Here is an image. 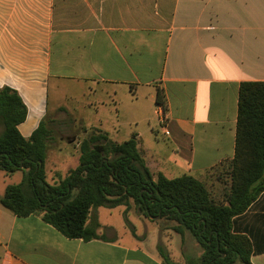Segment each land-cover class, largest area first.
<instances>
[{"label": "crops", "instance_id": "0c3cea01", "mask_svg": "<svg viewBox=\"0 0 264 264\" xmlns=\"http://www.w3.org/2000/svg\"><path fill=\"white\" fill-rule=\"evenodd\" d=\"M63 81L82 89L83 108L97 111L101 93L113 130L95 131L115 143L136 138L154 176L203 181L235 156L241 83L264 81V0H0V88L27 107L24 138L65 110L49 112L50 84ZM74 94L75 124L83 118ZM124 125L137 131L123 136ZM99 231L106 241L69 239L41 216L18 217L0 204V264H165L158 248ZM233 232L251 241L252 264H264V193Z\"/></svg>", "mask_w": 264, "mask_h": 264}, {"label": "trees", "instance_id": "16d2710c", "mask_svg": "<svg viewBox=\"0 0 264 264\" xmlns=\"http://www.w3.org/2000/svg\"><path fill=\"white\" fill-rule=\"evenodd\" d=\"M157 103L164 105L160 93ZM26 117L19 93L0 88V171L23 173L22 182L0 196V204L15 216L39 215L69 239L106 241L93 209L134 208L182 239L189 233L203 249L200 264H252V243L233 232V221L264 193V81L240 85L235 156L222 164L215 190L191 175L154 176L136 138L115 143L99 131L79 142L78 166L67 175L54 172L50 181L46 162L52 131L46 121L24 138L18 126ZM158 250L165 264H176L170 252Z\"/></svg>", "mask_w": 264, "mask_h": 264}, {"label": "rangeland", "instance_id": "374dc122", "mask_svg": "<svg viewBox=\"0 0 264 264\" xmlns=\"http://www.w3.org/2000/svg\"><path fill=\"white\" fill-rule=\"evenodd\" d=\"M73 92L75 93L74 98L78 102L77 105L82 104L78 108V113L80 118H83V122H76L75 124L72 118ZM50 97L49 112L51 114L60 106H64L65 108V112L63 111L52 116L54 117L53 123H48L54 142L51 145L46 166L50 177H53L56 171H60L62 175H67L71 169H74L79 164L77 155L75 158L73 157V145L76 147L77 144L68 143L67 140L75 138V143H78L86 136L85 132L90 134V132L97 129L111 132L113 129L110 124L111 121L104 119L107 112L101 109V93L95 98L98 101L99 109L97 108V111L83 108V103L86 100L82 97V89L73 87V84L69 82L63 81L61 85H58L57 82H51ZM100 121L104 122L103 127L100 126ZM144 129L146 127L143 125L138 127L140 131ZM131 131H137L136 127L124 125L121 128L123 136L129 134ZM220 171L221 168L219 170H212L203 179V182L206 183L210 190L216 189L218 185V173ZM22 180V172L7 176L3 171H0V196H3L9 185H18ZM138 213L141 214L140 212ZM93 217L101 225L103 233L111 235L113 232L116 240L125 245L140 244L143 248H150L151 250H156L160 246L163 247L164 255L168 250L173 252L172 261L176 264L200 263L203 249L190 234H188V238L182 239L178 233L170 230L168 233L173 236V239L162 238V235L164 236L166 233L165 229L168 227L166 224L156 223L149 218H145L143 215L140 218L133 211H127L126 207L116 209L96 208L92 211ZM156 225L163 231L159 239L157 238ZM158 253L160 254L159 250Z\"/></svg>", "mask_w": 264, "mask_h": 264}, {"label": "built area", "instance_id": "2783aa9c", "mask_svg": "<svg viewBox=\"0 0 264 264\" xmlns=\"http://www.w3.org/2000/svg\"><path fill=\"white\" fill-rule=\"evenodd\" d=\"M159 123H160V127H161L162 129H164L165 126H166V123H167V119L165 118L163 112H161V114H160V117H159Z\"/></svg>", "mask_w": 264, "mask_h": 264}, {"label": "water", "instance_id": "95a60500", "mask_svg": "<svg viewBox=\"0 0 264 264\" xmlns=\"http://www.w3.org/2000/svg\"><path fill=\"white\" fill-rule=\"evenodd\" d=\"M68 143H73L75 141V138H73L72 140H67Z\"/></svg>", "mask_w": 264, "mask_h": 264}]
</instances>
